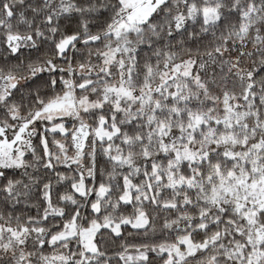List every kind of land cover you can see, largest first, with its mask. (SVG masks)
Here are the masks:
<instances>
[{"label": "snow or ice", "instance_id": "6c2138e0", "mask_svg": "<svg viewBox=\"0 0 264 264\" xmlns=\"http://www.w3.org/2000/svg\"><path fill=\"white\" fill-rule=\"evenodd\" d=\"M0 264H264V0H0Z\"/></svg>", "mask_w": 264, "mask_h": 264}]
</instances>
